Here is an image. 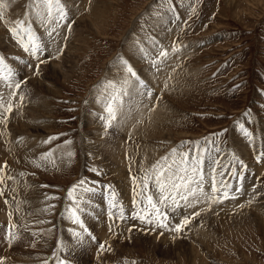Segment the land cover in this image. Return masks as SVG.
Returning a JSON list of instances; mask_svg holds the SVG:
<instances>
[{"label":"rangeland","instance_id":"374dc122","mask_svg":"<svg viewBox=\"0 0 264 264\" xmlns=\"http://www.w3.org/2000/svg\"><path fill=\"white\" fill-rule=\"evenodd\" d=\"M3 2L0 55L16 70L17 81L26 82L12 98L7 120L0 119V168L9 173L0 178L4 186L22 177L27 185L20 186L23 192L0 195V264H264V0H60L67 19L57 23L54 10L57 18L50 24L35 17V0ZM17 20L30 21L45 44L39 59L11 37L9 28ZM140 47L152 59L167 51L157 72ZM118 57L131 63L152 96H125L117 121L105 129L96 96L107 81H119ZM0 86L6 108L12 90ZM50 136L59 138L43 143ZM197 144L206 179L210 157L218 159L217 172L224 175L217 180L230 184L229 195L236 198L211 203L201 197L194 209L169 211L170 228L190 217L182 233L132 219V177L139 181L161 158H171L173 149L189 152L191 159ZM8 146L14 148L16 164ZM50 151V159L41 161ZM82 179L84 188L96 189L75 193L87 202L79 214L95 241L67 218L72 203L67 192ZM204 186L210 189V183ZM113 191L124 220L116 218L118 210L108 215ZM13 199L18 201L12 204ZM73 230L83 234L82 243H76ZM10 231L17 236L11 243ZM100 243L105 244L102 252Z\"/></svg>","mask_w":264,"mask_h":264},{"label":"snow or ice","instance_id":"6c2138e0","mask_svg":"<svg viewBox=\"0 0 264 264\" xmlns=\"http://www.w3.org/2000/svg\"><path fill=\"white\" fill-rule=\"evenodd\" d=\"M36 12L35 17L40 20L41 24H50L54 17V10L58 14L57 23L59 20L67 19L66 10L64 5L61 4L60 0H35ZM7 8V4L0 0V20H4V9ZM68 28L71 29V24H68ZM55 31L53 28L51 31L47 32L49 38H52V33ZM9 32L11 37L15 40L17 45L23 49V52L27 53L29 56L39 59L40 54H43L46 50L45 44L42 42L41 37L37 35L32 23L25 22V20H17L10 28ZM142 54V58H147L150 60L151 64L155 67L159 63H162V59L167 58L168 53L166 50L158 51V58L152 59L150 54L147 53L142 47L138 49ZM178 49L173 48V51ZM63 51L62 49L60 50ZM12 59L18 61L20 64H26V61L20 59V57H12ZM45 61L40 60L39 63H44ZM39 63L35 66L36 70L39 69ZM119 64L121 72L117 75L119 81H107L104 87L99 91L96 96V102L101 105L102 113L98 115V119L102 122L105 129L110 128L114 122L117 121V114L124 106V97L129 95H139V96H152V91L148 89L147 84L141 79L139 73L134 70L131 63L123 58L118 57L115 62ZM32 67V65H28ZM159 70V69H158ZM17 72L7 63L6 57L0 55V84L11 89L10 97L8 100L7 107H4L3 99L0 98V119L7 120V114L12 112L13 104L12 98L17 96V90L21 89L22 83L26 81H17ZM131 89V92L129 91ZM2 96V93H0ZM19 100L22 102L24 100V95L21 93L19 95ZM240 130L244 136L248 137L250 140L252 134L248 132L243 124L240 125ZM219 136L220 133L214 134ZM58 136H50L47 140L43 141L45 144H50L52 141L58 139ZM65 145H70L71 141H64ZM192 151V150H190ZM196 155L189 159V152L178 153L176 149H173L170 153V157H163L161 161H158L152 166L150 170L143 171V175L139 178L132 177L133 180V211L131 212L132 219H138L142 224H155L157 227L162 229H168L169 231L180 233L182 229L190 223V217L184 216L180 223L175 224L174 227H169V211L173 213H178L181 207H194L195 203L202 202L201 197H207L211 203L223 202L224 199L232 198L235 199L233 194L231 197L229 195L230 184L225 183L223 180L218 181L217 175L223 176L224 172H217V167L219 166L218 159H212L210 157V172L206 174L204 172V156L198 147L195 149ZM203 151H207L204 149ZM215 151L218 153L220 150L216 148ZM67 155L70 157L73 153L68 152ZM52 156V152L44 153L40 157L41 161H48ZM260 157H257L259 162ZM35 162V161H33ZM242 167L243 161H238ZM37 166H40L37 164ZM96 171V169H92ZM232 175H236L235 166L232 167ZM2 182V178H0ZM85 180H80L78 185H73L67 192L68 200L72 201L70 207L66 209L67 218L71 220L73 224L79 225L84 233H88L93 241H95V236H92L89 230L84 226V221L81 218L80 212L83 211L81 208V203H87L83 201V197H77L75 193L78 188H82L84 193H94L96 191L93 187L84 188ZM210 183L211 194L205 192L204 185ZM151 184V188L149 185ZM219 185V186H218ZM110 188V186H109ZM223 190L222 196L218 197L216 194ZM240 189L237 188V192ZM0 195H3V191L0 190ZM116 193L113 191L110 194L108 204L109 217H113L116 213L113 210H118V216L116 218L124 220L127 217L124 213V208L115 202ZM192 198L190 202L189 198ZM183 201V204H181ZM54 207V205L49 206ZM194 216L199 215V213H194ZM15 228V225H12ZM132 231L131 228L128 229ZM154 230V229H153ZM109 231H112L111 226ZM163 235V233H161ZM72 236L76 240V243H82L84 236L81 232L72 231ZM17 239L14 232L10 231L8 240L11 243L13 240ZM100 251L105 250V244H99ZM60 264H65V261H60Z\"/></svg>","mask_w":264,"mask_h":264},{"label":"bare ground","instance_id":"6f19581e","mask_svg":"<svg viewBox=\"0 0 264 264\" xmlns=\"http://www.w3.org/2000/svg\"><path fill=\"white\" fill-rule=\"evenodd\" d=\"M60 23V22H59ZM58 34V33H57ZM59 36V35H58ZM55 37V36H54ZM60 37V36H59ZM153 68V67H152ZM158 71V69L155 67V69H154V73L155 72H157ZM3 86V85H2ZM1 87V86H0ZM10 93V92H9ZM16 98H17V96H16ZM17 100V99H16ZM149 100V99H148ZM15 101V100H14ZM147 101V100H146ZM152 118V116L149 114L148 115V120H150ZM9 146H10V144H9ZM8 146V147H9ZM10 148V150H12V160H11V162L13 163V164H16V162H18V160H16V158H14V156H16V154H14V148H12V146L11 147H9ZM132 156H133V154H132ZM143 156H145V155H143ZM133 158V157H132ZM138 161V160H137ZM134 162H135V160H134ZM139 162V161H138ZM137 162V163H138ZM131 163V162H130ZM133 163V162H132ZM138 165V164H137ZM0 167H2V166H0ZM137 169L139 168V167H136ZM1 169V168H0ZM2 169H4V168H2ZM1 169V170H2ZM1 170H0V177H2V178H4L6 175H8L9 173H7V172H5V171H3L2 170V172H1ZM12 170V169H11ZM8 172H9V170H7ZM14 172V171H13ZM19 177V176H18ZM22 177V176H21ZM8 178H10L9 176H8ZM7 178V179H8ZM117 178H119V177H117ZM16 178H13L11 181L10 180H6V181H8V183H9V181H10V183L8 184V185H6V186H4L3 184H2V182L0 183V189L1 188H3L4 189V193H3V195H2V197H6L5 196V194L6 195H9V194H11V196H12V193H13V191L14 190H17V191H20L21 190V188H23V187H25V185H27L26 183L24 184L23 183V177L22 178H20L19 180L20 181H18L17 179L15 180ZM121 179V178H120ZM120 181V180H119ZM132 182V181H131ZM123 183V182H122ZM126 184H127V182H126ZM97 185V184H96ZM121 185H123V184H121ZM20 186H21V188H20ZM116 186V185H115ZM151 187V186H150ZM27 188H29V187H27ZM27 188H25V189H27ZM2 189V190H3ZM24 189V190H25ZM204 190H205V192H207V193H209V194H211V189H205V186H204ZM17 191H15V192H17ZM125 191V190H124ZM20 192H23V190H21ZM28 192V191H27ZM79 192V191H78ZM129 193V192H128ZM15 195H18V194H16V193H14ZM13 194V195H14ZM25 194V193H24ZM28 194H30V193H28ZM77 194V193H76ZM129 195H130V193H129ZM25 196H26V194H25ZM24 196V197H25ZM80 196V195H79ZM127 196V195H126ZM1 197V196H0ZM10 197V196H9ZM15 197V196H14ZM16 197H18V196H16ZM131 197V196H130ZM13 198V197H12ZM12 198L10 199V201H12ZM5 199V198H4ZM1 200V199H0ZM8 201H9V198L7 199ZM5 201L6 202V204H7V202L8 201ZM14 200V199H13ZM18 200H14L13 201V203L12 204H14V203H16ZM123 201H125V200H123ZM71 202V201H70ZM182 203H183V201H181ZM191 202V201H190ZM199 203V202H198ZM9 204V203H8ZM12 204H10L9 205V210L13 213V211H14V209H15V206L14 205H12ZM69 204V203H68ZM72 204V203H71ZM0 211H1V209L3 208V201L1 202L0 201ZM16 205H18V204H16ZM127 205V204H126ZM8 206V205H7ZM198 206V204L196 205L195 204V207H197ZM199 206H200V203H199ZM133 207V206H132ZM127 208V207H126ZM21 209V208H20ZM185 209H187V210H191V209H194V207H185ZM197 209V208H196ZM198 210V209H197ZM24 211V210H23ZM3 212V211H2ZM186 212V211H185ZM192 212H193V210H192ZM189 214V213H188ZM191 216V215H190ZM0 217H1V215H0ZM2 218H3V213H2ZM13 219V217H12V214H11V216H10V220H12ZM93 219V218H92ZM99 219V218H98ZM101 220V219H100ZM65 221V220H64ZM91 221V220H90ZM59 223V222H58ZM64 223V222H63ZM67 223H69L70 224V222H67ZM67 223H64V225L66 224L67 225ZM60 224V223H59ZM94 224V223H93ZM170 224V223H169ZM21 225H24V223L23 224H21ZM98 225H99V223H98ZM68 226V225H67ZM95 227V226H94ZM94 227H93V229H94ZM186 227V226H185ZM64 228V227H63ZM96 230H97V225H96ZM101 228V227H100ZM31 229V228H30ZM54 229H57V227L56 228H54ZM54 229H51V230H54ZM58 229H59V227H58ZM62 229V227L60 228V230ZM106 229V228H105ZM186 229V228H185ZM136 230V229H135ZM138 230V229H137ZM183 230V229H182ZM99 231H100V229H99ZM106 231H107V229H106ZM106 231H105V233H106ZM141 231V230H140ZM97 232V231H96ZM108 232V231H107ZM184 232V231H183ZM48 233H50V230L48 231ZM67 233V232H66ZM171 233H174V232H170V234ZM182 233V232H181ZM53 234H55V231H54V233ZM169 234V235H170ZM51 235V234H50ZM49 235V236H50ZM62 235V234H61ZM102 235V234H101ZM109 235V234H108ZM108 235H106L107 237H108ZM172 235H175V234H172ZM177 235V234H176ZM46 236H47V233H46ZM48 236V237H49ZM51 236H53V235H51ZM50 236V237H51ZM66 236V235H65ZM64 236V237H65ZM114 236V235H113ZM163 236H165V235H163ZM171 236V235H170ZM178 236V235H177ZM56 237V236H55ZM63 237V238H64ZM69 237V236H68ZM105 237V236H104ZM121 237V236H120ZM173 237V236H172ZM175 237V236H174ZM173 237V238H174ZM52 238V237H51ZM114 238V237H113ZM118 238V237H117ZM171 238V237H170ZM1 239V238H0ZM55 239V238H54ZM65 239V238H64ZM103 239V238H102ZM107 239V238H106ZM169 239V238H168ZM53 240V239H52ZM56 240V239H55ZM109 240V239H108ZM120 240V239H119ZM19 242V241H18ZM164 242H166V240H164ZM164 242H162V244H164ZM1 243V242H0ZM24 243V242H23ZM68 243V242H67ZM15 244L16 243H14L13 242V244L12 245H14L15 246ZM53 244V243H52ZM59 244H60V242H59ZM66 244V243H65ZM166 244H168V242H166ZM56 245V244H55ZM71 245V244H70ZM69 245V246H70ZM74 245V244H73ZM72 245V246H73ZM122 245V244H121ZM13 246V247H14ZM168 246H172V242H170V244H168ZM56 247V246H55ZM3 248V247H2ZM9 248V247H8ZM7 248V249H8ZM4 249V248H3ZM80 249V248H79ZM54 250V249H53ZM115 250V249H114ZM130 250H134V249H130ZM55 251V250H54ZM124 251V250H123ZM7 252V251H6ZM9 252V251H8ZM106 253V252H105ZM88 254V253H87ZM90 254V253H89ZM107 254V253H106ZM110 254H112V253H110ZM10 255V254H9ZM50 256H51V254H49ZM74 255V254H73ZM73 255H72V257H73ZM80 255H82V253L80 254ZM91 255V254H90ZM93 255V254H92ZM107 256V255H106ZM46 257H48V256H46ZM52 257V256H51ZM77 257V256H76ZM88 257V256H87ZM20 258V257H19ZM34 258H36V257H34ZM48 259V258H47ZM91 259V258H90ZM6 260V259H5ZM34 260V259H33ZM46 260V259H45ZM75 260V259H74ZM95 260V259H94ZM102 260L104 261L105 260V258L103 259L102 258ZM8 261H9V259H8ZM15 261V260H14ZM9 262H12V261H9ZM41 262V261H40ZM43 262V261H42ZM45 262V261H44ZM44 262H43V264H44ZM75 262H76V260H75ZM14 263V262H13ZM45 263H47V262H45ZM123 263V262H122ZM8 264V263H7ZM33 264V263H32ZM36 264V263H35ZM41 264V263H40ZM107 264V263H106Z\"/></svg>","mask_w":264,"mask_h":264}]
</instances>
